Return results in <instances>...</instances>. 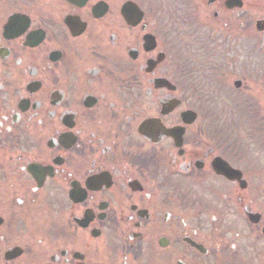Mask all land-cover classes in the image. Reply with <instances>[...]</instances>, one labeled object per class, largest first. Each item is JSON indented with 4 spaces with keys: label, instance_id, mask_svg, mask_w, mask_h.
I'll return each mask as SVG.
<instances>
[{
    "label": "flooded vegetation",
    "instance_id": "obj_1",
    "mask_svg": "<svg viewBox=\"0 0 264 264\" xmlns=\"http://www.w3.org/2000/svg\"><path fill=\"white\" fill-rule=\"evenodd\" d=\"M226 1L201 52L196 0H0V264H264V147L225 122L264 0Z\"/></svg>",
    "mask_w": 264,
    "mask_h": 264
},
{
    "label": "rangeland",
    "instance_id": "obj_2",
    "mask_svg": "<svg viewBox=\"0 0 264 264\" xmlns=\"http://www.w3.org/2000/svg\"><path fill=\"white\" fill-rule=\"evenodd\" d=\"M258 1L259 0H255V1L246 0L248 5H255V8L260 6V4H258ZM198 2L200 1L198 0ZM255 12H257L256 9H255ZM261 16H264V14ZM258 44L261 47L259 51H253L252 45H258ZM244 47H247L246 52L248 53V57H249V61H248L249 75L248 76H250L249 79L247 78L248 81H247L246 87L247 89H249V86H250L251 91H250L249 96L254 95L255 97H258L257 91L259 89L256 86L257 83H254V80L255 81L264 80V37L255 38L254 36H252L250 37V41L247 44H245ZM238 101L240 102V100ZM236 107H237L236 109L239 111V115H238L239 117L242 116V114H244L243 112L247 111L248 114H252V113H255V111H257L256 108L247 110V108H243V105H240V106L236 105ZM235 117H237V115H235ZM263 120H264V116H263ZM255 125H256L255 121L251 120L250 122H247L246 129L249 134L247 135L241 134L239 138H243L244 136H249L250 137L249 143L253 144L254 148L264 147V132L263 131L261 132V130L260 132H254L253 130L252 131L249 130L252 128V126H255ZM256 131H259V129H256ZM242 141H245V140L242 139Z\"/></svg>",
    "mask_w": 264,
    "mask_h": 264
}]
</instances>
